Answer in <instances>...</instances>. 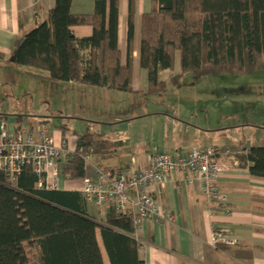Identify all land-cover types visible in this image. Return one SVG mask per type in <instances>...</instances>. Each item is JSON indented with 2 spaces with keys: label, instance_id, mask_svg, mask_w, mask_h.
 I'll list each match as a JSON object with an SVG mask.
<instances>
[{
  "label": "trees",
  "instance_id": "obj_1",
  "mask_svg": "<svg viewBox=\"0 0 264 264\" xmlns=\"http://www.w3.org/2000/svg\"><path fill=\"white\" fill-rule=\"evenodd\" d=\"M153 1L154 9L142 17L140 64L148 72V86L140 93L161 96L169 84L180 88L186 73L199 81L210 75L264 71V0ZM72 2L56 0L47 20L16 48L13 62L34 76L48 72L56 82L132 92L133 22L130 60L124 66L118 47V0H111L108 23L107 0H95L92 15L72 14ZM75 26H92V36L78 40ZM83 48H89V58L82 55ZM177 52L181 73L163 81V71H174ZM80 145L103 156L113 150L111 142L92 134L82 136ZM238 160L252 176L264 178V146L251 148ZM86 175L87 163L78 154L63 162L68 186H80ZM37 180L26 168L13 187L0 173V264H31L32 257L39 264H105L98 227L109 264H144L131 215L117 212L111 203L106 225L100 226L87 216L80 192L39 189Z\"/></svg>",
  "mask_w": 264,
  "mask_h": 264
},
{
  "label": "crops",
  "instance_id": "obj_2",
  "mask_svg": "<svg viewBox=\"0 0 264 264\" xmlns=\"http://www.w3.org/2000/svg\"><path fill=\"white\" fill-rule=\"evenodd\" d=\"M55 5L56 0H0V76L3 75V72H7L11 75V80L14 83V86L10 87H5V84L0 85L2 86L0 107H3V110H0V123L7 124V129L10 131L17 130L20 124V126L46 125L50 128L56 142L60 143L66 137L69 148L73 150L78 146V141L82 136L72 134L67 129L61 131L52 129L49 121L46 120L48 116L42 118L43 116L40 114L42 110L35 112L37 100L40 97L38 88L44 87L47 82H64L51 80L48 78V72H44L43 77L31 75L25 68L19 67L13 62L14 51L22 43L24 37L47 20L49 11ZM110 8L111 0H107V23L110 19ZM153 9V0H118V47L122 53V65L124 66L130 60L129 28L130 21L133 22L130 60L133 91L131 93L143 91L148 86V72L140 64L141 27L143 15L150 13ZM94 12L95 0H73L72 14L92 15ZM73 31L78 40L89 38L93 34L92 26H75ZM81 52L84 58H89V48H83ZM178 61L177 55L174 71H163V81L168 82L172 74L177 75L175 69ZM41 81L43 84L40 83ZM65 86L76 88L80 92L88 91L93 94L92 97L96 94L106 97V95H110L111 91L107 88L85 86L78 82H66ZM47 103L49 104L48 101ZM94 103H98V101L95 100ZM28 107L34 114H26ZM60 114L65 117L72 115L63 111H60ZM155 114H158V117H151L155 119V127L158 128L161 122L166 124V131L167 129L168 131L161 140H151L148 143L147 150H151V153L147 154V150H145L137 156L131 154L130 158L127 157L122 162L116 144L107 140L113 144L112 152L105 156L95 154L93 162L118 173H124L128 168L141 170L147 166L149 157L157 152L173 155L185 153L196 146H211L213 143L208 140L217 139L215 145L233 151L232 155L221 158L225 164V170L219 180L221 189L228 196V205L232 209L233 215L227 217L223 213V208L211 205L202 192L200 182L190 183L182 174L170 173L166 177V184L160 193V198L165 209L175 215L176 221L172 225H156L147 221L144 227L135 232L136 238L141 243L140 259L144 264H264V178L252 176L249 167H241L238 160V156L247 155L251 148L264 146V137L261 140L262 144H255L257 141L253 140L247 141L246 146L243 143L236 145L226 137H222L228 132L245 133L250 131V128H258L255 124L257 122L253 123L250 120L244 121L232 117L229 121H234L233 123L227 122L220 127L208 124L207 118H202L199 121L195 118L191 120L188 118V112H185L184 116H173L167 112ZM2 115H7V117L4 118ZM92 122L103 123L99 120H92ZM182 129H185L187 135L177 138L175 131ZM218 131H222V133L216 136L215 133ZM208 136L212 137L205 139ZM63 162L65 161H62L61 165ZM94 174L93 167L87 165V175ZM60 186L59 191H76L81 185L73 189L66 184L62 177ZM155 195L157 196V194ZM87 203L88 201H86V214L90 218ZM99 208L100 221L90 219L103 226L106 225L113 207L111 203H108L99 206ZM214 224L229 231L239 240V243L233 247L222 245L217 248L212 247L209 240ZM98 234L101 236L100 230L99 233L97 230Z\"/></svg>",
  "mask_w": 264,
  "mask_h": 264
},
{
  "label": "rangeland",
  "instance_id": "obj_3",
  "mask_svg": "<svg viewBox=\"0 0 264 264\" xmlns=\"http://www.w3.org/2000/svg\"><path fill=\"white\" fill-rule=\"evenodd\" d=\"M177 55L179 61L175 73L178 74L181 73V61L180 53L177 52ZM40 83L43 84V81ZM65 83L47 82L44 87H39L40 97L35 112L42 110L40 113L42 118L48 116L46 120L54 130L67 129L79 136L92 134L114 142L122 162L127 157L130 158L131 154L137 156L147 150L151 140L159 141L166 135L168 131L166 124L160 122L158 128L155 127V119L151 118L158 117L155 113L167 112L173 116H184L185 112H188V118L191 120L207 118L208 124L220 127L227 122L233 123L234 121H229L232 117L257 122L255 124L258 128H250L251 130L245 133L228 132L222 137L236 145L243 143L246 146L247 141L253 140L257 141L255 144H262L264 129L260 127L264 128V71L250 75H210L199 81H196L192 74L186 73L180 80V88L169 84L168 91L161 96H147L139 91L131 93L111 90L110 95L106 97L97 94L92 97L93 94L88 91L80 92L76 88H68ZM2 84H5V87L14 86L11 75L7 72L0 76V85ZM95 100L98 103H94ZM0 110H3V107H0ZM27 110L26 114H34L29 107ZM60 111L72 115L65 117ZM92 120L103 123L96 124ZM220 133L222 131L216 132L215 135L218 136ZM175 134L179 138L186 136L187 132L182 129L175 131ZM208 142L215 145L217 139H209ZM146 152L149 154L152 151ZM123 165L125 166L124 163ZM87 208L90 218L99 222L101 219L99 205L88 202ZM99 230L98 227V233ZM99 242L104 261L109 264L101 236ZM31 264L39 262L32 257Z\"/></svg>",
  "mask_w": 264,
  "mask_h": 264
},
{
  "label": "built area",
  "instance_id": "obj_4",
  "mask_svg": "<svg viewBox=\"0 0 264 264\" xmlns=\"http://www.w3.org/2000/svg\"><path fill=\"white\" fill-rule=\"evenodd\" d=\"M66 140L63 138L60 143L56 142L50 128L43 124L18 126L17 130L10 131L7 124L0 123V173L6 177L7 184L14 187L24 169L31 168L38 178L39 189L60 190L61 162L78 154L88 166L93 167L95 174L86 175L76 191L88 202L99 206L112 203L117 212L131 215L135 232L147 221L156 225L175 223V215L165 209L160 198L170 173H180L190 183L200 182L208 202L223 208L227 217L233 215L228 196L219 185L225 170L221 158L233 154L229 148L196 146L175 155L153 154L144 169L128 168L124 173H118L93 162L94 147L80 145L72 150L68 142L66 145ZM209 243L215 248L221 245L233 247L239 240L214 224Z\"/></svg>",
  "mask_w": 264,
  "mask_h": 264
}]
</instances>
